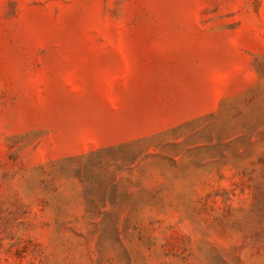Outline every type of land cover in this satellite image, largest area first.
I'll list each match as a JSON object with an SVG mask.
<instances>
[{"label": "rangeland", "instance_id": "374dc122", "mask_svg": "<svg viewBox=\"0 0 264 264\" xmlns=\"http://www.w3.org/2000/svg\"><path fill=\"white\" fill-rule=\"evenodd\" d=\"M0 264H264V0H0Z\"/></svg>", "mask_w": 264, "mask_h": 264}]
</instances>
